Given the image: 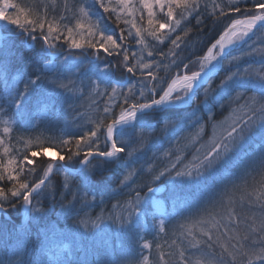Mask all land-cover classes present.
Segmentation results:
<instances>
[{
  "label": "snow or ice",
  "instance_id": "snow-or-ice-1",
  "mask_svg": "<svg viewBox=\"0 0 264 264\" xmlns=\"http://www.w3.org/2000/svg\"><path fill=\"white\" fill-rule=\"evenodd\" d=\"M94 2L107 19L119 29L120 34L118 36L105 34L97 19L94 23L92 22L93 17L86 7L85 0H79L78 13L74 7L71 10L73 12L71 17L68 16L67 0H64V13L60 15V21H67V23H64L62 27L60 22L55 20V17L49 19L47 7L33 10L15 3L13 0H0V21L16 26L28 34L30 39L36 41L38 45L42 42L41 46L46 45L49 49H58L53 41L62 40L68 48L66 56L88 50L100 58L101 53L105 54V57L122 56L123 69L131 74L132 78H137L136 83L127 89V93L120 89L123 106H121L118 117L112 115L109 107H105L103 114L97 115L95 127L88 128L78 135L73 134L70 130H62L60 137H49L47 144L29 147L21 152L14 148L13 141L19 143L20 140L12 134L21 130V122H30L32 126H35L43 122L38 120L37 113L42 112L45 116L55 115L56 97L46 93L30 96L33 87L37 85L38 81L47 80L54 89H63L64 91H70V89L63 83L64 79L57 78V69L51 64L44 65L39 75L32 74L35 78H29L25 62L31 59V54H11L7 44L0 41V78H2L0 80L4 84L2 93H0V119L8 118L3 120L5 126L3 135H0V148H3L4 155L8 157L6 163H0V214L6 216L10 209L17 211L26 209V222L16 228L17 243L21 245L30 239L29 230L32 222L46 213V210L39 206L44 203V197L54 200L63 212L70 206H75L72 201L78 198L86 200L87 195H90L80 183L76 186V191L72 193L71 201L64 203L65 197L62 193L59 194L60 200H57L51 191L49 177L54 172L57 174L56 170L59 164L75 161L85 165V171L91 172L94 164L111 160L122 153L131 156L133 151L137 150L133 145L136 143L139 133H135L134 143H129L115 139L116 129L120 125L134 121L138 113L154 111L160 106L184 100L192 92L195 83L204 74L214 70L226 47L243 40L258 24L264 22V0H252L250 6H247V0H234L235 6L219 7L218 13L213 12L217 19L231 13H239L241 17L232 19L223 33L214 42H211L210 47H207L206 54L202 58L194 52L192 56L186 58L187 62L185 60H171L170 62L176 66L178 71L171 82L163 87L162 79L152 70L153 63L131 65L128 63L129 52L123 44V41H126L128 37L123 34L124 29L120 28V24L130 25L129 36L132 34L131 29H135V40L140 45L145 43L144 33L147 32L148 36L153 37L160 44H164L167 39L174 48H180L182 37L178 34V29L181 28L182 20L195 16L196 25L201 31L203 30L204 21L201 17L200 0H139L141 6L140 24L135 18L133 0H94ZM213 7L215 9L218 6L214 5ZM156 9L163 13V20L156 18ZM143 13L147 14V29L142 24ZM128 17H132V19L130 20ZM72 20H75L74 25ZM85 21H88L87 28H85ZM85 32L86 38H84ZM173 34H176L174 38ZM184 35L187 36L186 31ZM170 54L177 55L172 49L169 50V53H160L165 59ZM247 54L251 55V53ZM132 55L135 56V53ZM153 55L152 51L148 52L149 57ZM237 60L238 58L234 56L230 60H224L223 64L225 62L233 64V61ZM196 63L199 64V71H190V65ZM120 66L119 63L116 66L111 64L102 71ZM45 68L50 70L44 71ZM146 71L147 76H145ZM234 79L251 80L264 89V64H260L256 68H253L251 64L237 68L228 73L226 79L221 80L214 87L211 79H209L208 86L203 90L204 100H207L214 92L225 87ZM101 85L96 80L89 78V87L97 94H100ZM108 89H111L112 98H115L117 87L107 86L104 88V92L107 93ZM226 100L229 102V106L232 104L238 106L233 109V117L230 122L220 126L219 132L214 134L211 141L195 150L190 164L186 165L180 157H176L170 166L153 176V182L159 181L162 177L173 181H200L238 149L254 130L264 127V94L236 89ZM220 108H225L224 103L220 104ZM213 115L209 113L207 119L212 121ZM110 116L111 123H105ZM196 119L199 120V117ZM172 126L175 127L176 122ZM164 127H169L168 121H165ZM213 127L215 128L216 125ZM102 128L105 130L101 131ZM101 143H103V147H101ZM52 151L57 153L58 160L52 161L51 157L48 156V153ZM44 156H48L50 162L37 159ZM45 163L46 167H43V176H41L40 171ZM255 169L264 170V156L256 164L250 167L245 166L242 173H248ZM29 176H32L33 179L30 180ZM68 177L71 176L65 175L66 180ZM229 182L224 183L223 186L226 187ZM67 187L68 184L66 183L65 188ZM145 188L146 191L133 189L134 196L126 205L117 202L112 206L113 211L109 213L107 220L98 218L92 221L91 229H89L88 224L78 222L74 215L71 216L74 231H60L63 240L71 239L73 241V248L70 252L67 245L62 243L55 250L50 247L48 237L50 233L57 230L54 226H49L39 232L37 239L45 256L43 264H124L129 252L125 236L121 230H125L128 238L134 244H138V254L141 257L140 264H150L149 256L153 245L147 242L140 232L135 231L133 233L130 226L135 224L137 227H141L145 224L146 217L143 204L150 193L153 194V198L149 211L151 221L157 229V236L165 233L167 225L162 217L167 215V212L161 201L155 199V193L158 189L150 184L145 185ZM216 196L217 190L211 196H205L203 202L214 201ZM219 203L222 208L228 207L222 201ZM173 207L179 215L183 208L189 207V205L183 200L174 199ZM260 209L259 230L254 228L251 234L246 233L242 237L238 236L242 224L240 215L235 211H227L226 215L221 216L219 221L213 223V228L216 230L215 236L210 230H201V235L207 237L203 241V246L207 250V255L214 258L215 264H237L238 257L246 258L247 264H264V203L260 205ZM106 229L107 236L101 235ZM109 233H111L110 236ZM105 237L108 239H104ZM98 239L102 242L97 243ZM222 239L229 242L235 240V242L225 245L220 243ZM85 240H91L94 247L84 250L82 245ZM250 240L251 243H249ZM193 241L195 242L191 244L190 249L182 248L179 250L178 264H189V257L200 251L201 241L196 240L195 236H193ZM218 246L221 249L219 254L217 253ZM79 251H83V258L77 255ZM145 252L148 255H145ZM160 261L161 264H167L163 255H161ZM11 264H23V256H17Z\"/></svg>",
  "mask_w": 264,
  "mask_h": 264
},
{
  "label": "trees",
  "instance_id": "trees-1",
  "mask_svg": "<svg viewBox=\"0 0 264 264\" xmlns=\"http://www.w3.org/2000/svg\"><path fill=\"white\" fill-rule=\"evenodd\" d=\"M15 3H19L21 6L36 10L38 8L47 7L49 11V19L55 17L56 21L60 22L61 27L67 21H60V15L64 13V0H13ZM86 7L90 10L92 22L97 19L100 22L102 31L107 35L118 36L120 34L116 25L109 21L102 10L95 4L94 0H85ZM68 3V16L71 17L74 7L78 13L79 0H67ZM252 0H247V6H250ZM135 5V18L137 23L140 24L141 11L139 0H133ZM214 5L218 7L214 9ZM235 6L234 0H200L201 17L203 18V30L201 31L196 25L195 16L188 17L187 20L181 21V28L178 29V34L182 37V43L180 48H174L169 42L165 40L164 44H160L154 40L153 37L145 35V43L140 45L135 40V29H131V36L128 35L130 25L120 24V28L124 29L123 34L128 37L126 41H123L124 47L129 52L128 63H153V71L156 72L158 77L162 79V86L166 87L171 79L177 74L178 69L171 60H185L193 55L195 52L198 56L202 57L206 54L207 47H210L211 42H214L220 34L223 33L226 26L231 23L232 19L240 18L241 14L231 13L229 15L220 16L217 19L213 12H219V7ZM244 6L243 4L241 5ZM14 11V10H10ZM156 18L163 20L164 15L156 9ZM143 27L147 29V14L143 13ZM179 18V17H178ZM132 19V17H128ZM72 24H75V20H72ZM88 27V21H85V28ZM4 32L9 35L3 40L9 48L11 54L23 55L25 53L31 54V59L26 60L25 66L29 73V78H35L34 75H39L44 64L48 62L49 55L44 49V45L40 42L34 47H29L23 41L26 34L22 30L18 29L14 25H10L7 22L4 26ZM182 29V30H181ZM190 29V31H189ZM187 32V36L184 32ZM28 35V34H27ZM176 34H173V38ZM79 38V37H78ZM86 38V32L84 35ZM29 40L30 36H29ZM56 43L58 49H50L51 52H60V56L56 58L57 63V78L64 79L63 83L68 86L70 91H64L63 89H54L48 84L47 80L38 81L37 85L33 87L31 95L40 93H46L47 95L55 96L57 99L55 115L45 116L42 112L37 113L38 120L43 121L35 126H32L30 122L22 121L20 124L21 130L13 132L12 134L20 140L19 143L13 141V146L19 149L21 152L27 150L29 147H35L37 145L47 144L48 138L51 136L60 137L63 131H71L73 134H79L88 128L95 127L97 115L103 114V109L109 107L112 115L118 117L123 106V98L110 99L111 89H108L107 94L104 92V88L107 86H115L118 90L127 89L129 84L136 83L137 78H132L131 74L127 73L122 67L123 58L121 57H105V54L101 53V58L88 51H78L71 56H66L68 52L67 45H64L61 41H53ZM172 49L177 55H169L167 59L163 58L160 53H169ZM152 51L154 55L148 56V52ZM135 53V56L132 55ZM79 57L82 61L78 64H71L70 58ZM97 58V60H96ZM195 58V57H193ZM98 59L102 60L104 65L98 64ZM120 64V67H116L111 70H98L99 68L107 69L109 65L116 66ZM254 65L253 63H250ZM194 64L190 65L193 66ZM249 65V64H248ZM10 66V65H9ZM44 71H46L44 69ZM222 74V73H221ZM130 76L128 83H123V80ZM147 76V71L145 72ZM68 78V79H67ZM89 78L101 83L100 94H97L93 89L89 87ZM2 79V78H0ZM150 79V78H149ZM222 80V79H221ZM216 78V83L221 81ZM83 81V83H81ZM22 87V85H21ZM4 88L3 81L0 80V93ZM244 90L249 93L263 94L261 87H256L253 84L244 86ZM122 100V101H121ZM226 100V99H224ZM95 101V102H94ZM109 101H113L115 107H110ZM214 110H218V105L214 102L210 103ZM236 108L227 107L223 108V111ZM170 110L157 109L149 114L143 115V118L151 119L153 126L147 128V125L138 122L133 129H127L124 133L125 136L122 140L129 143H134L133 137L138 132L139 135L136 138V143L133 145L136 151H133L131 156L124 153L117 159H111L103 163L93 165V170L87 172L82 170L77 175H71L67 173L62 166L57 168V174L54 172L51 177V191L55 195L57 200H60V193L65 197L64 203L72 200V193L76 191V186L80 183L85 187L86 191L90 194L85 199H77L72 201L75 206H70L63 212L59 208V205L49 197H44V203L39 206L46 210V213L39 216L32 222L30 227V239L25 241L22 245L17 243L18 236L16 228L18 224L24 222L26 209L19 211L10 209L7 213L12 221H6L2 218V226L0 229V264H11L17 256H23V264H43L45 256L41 248V244L37 239L38 233L49 226H54L57 230L50 233L48 237V243L52 250H55L61 243L67 245V249L70 252L73 248V241L71 239L63 240V232L74 231V226L71 223V216H75L76 220L81 223H86L91 229L92 221L100 218L101 220H107V217L111 211L112 206L119 202L122 205L130 200L134 196L133 189H142L146 191L145 185H151L152 187H165L169 190V181L167 178L162 177L159 181L153 182V176L158 174L160 170L170 166L175 161L176 157H180L184 164H190L192 158L188 154L190 143L193 140L194 131H196V125L186 128H182L176 133L164 138L166 134L164 132L165 121H171L175 118V115H169ZM188 109H184L182 113L185 115ZM207 110H201L200 114L202 118L207 119ZM150 117V118H149ZM8 119L3 117L0 119V135H3L4 123L3 120ZM93 120V121H88ZM89 125H88V124ZM105 123H111V116ZM143 129V130H141ZM209 127L206 126V132H209ZM105 129L102 128L101 131ZM151 131L154 133L153 137L147 139V142L143 144L145 137H141L142 132ZM192 134V135H191ZM130 137V138H129ZM67 138V137H65ZM121 140L120 138L117 139ZM58 142V141H54ZM203 143V142H201ZM101 143V147H103ZM264 127H259L254 130L247 139L236 149L224 162L217 165L212 171L207 173L200 181L189 180H177L174 186L175 192L172 198H167L168 210L167 215L162 218L166 221L165 233L157 236V229L151 221V215L149 204L144 202L143 208L145 210L146 222L141 227H135L133 224L131 231L140 232L147 242L153 245L151 254L149 256L150 264H161L160 257L164 256L167 264H178L179 262V250L190 249L191 244L194 243L193 236L196 240L201 241L200 251L189 257V264H215V260L207 255V250L203 246V241L207 237L201 235V230L211 231L216 235V230L213 228V223L219 221L221 216L226 215V212L231 209H221L222 207L212 204V201L203 202V197L206 193L212 189L217 190V196L222 195L219 193V188L229 189L231 182L235 183L239 180V187L236 186L232 201L234 202V209L231 211L249 213H261L260 205L264 203V170L255 169L248 173H243V181L240 183V171L245 166H252L258 162V160L264 156ZM195 152V151H194ZM195 154V153H194ZM8 157L4 155L3 148H0V163H6ZM38 160L50 162L44 157H38ZM67 167L77 169L80 165L75 161L65 164ZM43 167H46V163L42 166L40 175L43 176ZM65 175H69L67 180ZM132 177L126 181V176ZM30 180L32 176L28 177ZM230 181L227 186H223L224 183ZM68 187L65 188V184ZM213 191V192H214ZM213 192L209 195L211 196ZM151 194V193H150ZM149 194V195H150ZM208 196V195H207ZM216 196V197H217ZM147 199V198H146ZM180 199L185 201L189 207L183 208V211L177 215L176 210L173 207V200ZM200 203H208V207L200 208ZM197 206V207H196ZM82 230V229H81ZM114 231V230H113ZM223 231V229H221ZM125 236V240L128 248V256L124 260V264H140L141 257L138 254V244H134L127 236L125 230H121ZM107 229L101 235L107 236ZM111 233H109V236ZM104 239H108L105 237ZM99 239L97 243H101ZM235 240L229 242L226 239H222L220 243L228 245L234 243ZM84 250H88L94 247L91 240H85L82 245ZM195 251V250H193ZM221 251L220 247H217V253ZM78 256L83 258V251L77 253ZM145 255H148L145 252ZM91 259V257H89ZM230 260V258H227ZM237 264H247L246 258L238 257Z\"/></svg>",
  "mask_w": 264,
  "mask_h": 264
},
{
  "label": "rangeland",
  "instance_id": "rangeland-1",
  "mask_svg": "<svg viewBox=\"0 0 264 264\" xmlns=\"http://www.w3.org/2000/svg\"><path fill=\"white\" fill-rule=\"evenodd\" d=\"M234 18H236V16ZM5 23H6L5 21H0V41H3L4 38L7 35H9V34L6 35V33L4 32L3 28L5 26ZM23 35H24L23 41L27 45H30L31 47H34L36 45V41L29 40V35L20 33V36H23ZM44 49L47 52V55H49V60L44 65L51 64L52 66H55L57 68L56 58H58L61 53L60 52H51L50 49L46 45H44ZM247 53H251V55H248ZM224 56L225 57L223 58V60L221 62V65H220L219 70L217 71V74L211 78L213 87L216 84H218L215 82L216 78H218L219 80L226 79V75L232 71H235L237 68H242L244 66H247L250 63L254 64V65H252L253 68L258 67L260 64H264V26L255 30L253 33H251L250 35L245 37L243 40L235 42L232 45H230L228 47L226 53L224 54ZM234 56L237 57L238 60L233 61V64H228L227 62H225L223 64L224 60H230ZM96 60H97V58H96ZM69 61L71 62V64H78L82 61V58L74 57V58H70ZM99 63H100V65H104V63H102V60L98 59V64ZM213 63H215V62H213ZM102 69H104V68H99L98 70H102ZM45 70L49 71L50 69L45 68ZM190 71H199V64L196 63L193 66H191ZM129 81H130V76H127V78L125 80H123V83H128ZM132 84H135V83L129 84L128 88ZM248 84H253L256 87H260L258 84H256L254 81H251V80L234 79L233 81L229 82V84L226 85L225 87L214 92L211 96L208 97L207 100H204L203 90L205 87L208 86V83H207L206 85H204L202 88H200L197 91L195 97H193V99L191 101H190V94H191L190 93L188 97L184 98V100L176 101L175 103H171L170 106L168 107L170 110L168 114L169 115H175V118L171 121H168L169 127H167V128L163 127L164 132L166 133L164 135V138L168 137L169 135H171L173 133H176L177 131H179L182 128H186V130L188 131L189 127H193L196 123H198V124H196V128H195L196 131H194V134H193V140L190 143L191 147H189V149H188V154L192 155V156H190V158L193 159V155L195 153L194 151L197 148L201 147L202 145H206L209 141H211L214 137V134L219 132L220 126L226 125L228 122H230L231 118L233 117V109L234 108L226 110L224 112L223 108H220V104L224 103V105L227 107H238L235 104H232L231 106H229V102L227 100H224V99H227L228 96L231 95L233 93V91L236 89L244 90V86L248 85ZM127 89L124 90L125 93H127ZM105 94H107V93H105ZM263 94H264V89H263ZM112 97H113V93H111V95H110L111 100L117 99L119 97H121V99L123 98L120 95V90H118V89H117V93L115 94V98H112ZM201 101H203V102L201 103ZM211 102H214L218 105V110H214V108L211 107V105H210ZM113 103H114L113 101H109V104H110L109 106L111 108L115 107V104H113ZM184 109H188V111H189V112L187 111L188 113L186 115L184 113H182V111ZM201 110H207V117L209 116V113L214 114L212 121H209L208 119H205V118L203 119L202 116L199 115ZM142 117H141V115L138 116L135 119V121H133L131 123L130 127H126L124 129L122 128V129H119L118 131H116L115 132V139L120 138L122 140V137L125 136L124 132L127 129H133L136 126V124H138V122H141L142 124L147 125V128H151L154 125L152 120H151L152 117H151V119H148V118L142 119ZM197 117H199V120L196 119ZM88 121H93V120H88ZM175 122H176V126L173 127L172 125ZM201 125L203 126L202 128H201ZM213 125H216V127L214 128ZM206 126H208L210 128L209 132H206ZM153 135H154V133L151 131L142 132L141 137H145V140H143V144H145L147 142V139L153 137ZM201 142H203V143H201ZM52 152L56 153L55 151H52ZM262 152L264 154V150ZM50 153L51 152L48 153V156H50L51 160L54 161V158H52ZM48 156H45V157L48 159ZM119 157L120 156L115 157L113 159H117ZM192 159H191V161H189L190 163L192 162ZM59 166H61V164H59L57 166V168ZM131 177H132L131 175H129V176L127 175L126 181L129 180ZM239 177L241 179L240 183H242V181H243L242 169L240 171ZM237 181L238 182H236V184L231 182L232 184L229 185V189H224L222 187L219 188L218 191L222 195L217 196L216 199L214 201H212L213 206L214 205L220 206L219 201H222L224 203V205H228V207L226 209H231V210H232V208L234 209V202L232 201V199L234 196V191L236 189V186L239 187V180L237 179ZM176 182H177V180H174V181L170 180L169 181V190L167 191L166 195H164L162 197H158L155 195V199H159L161 201V204L166 207V211H167L168 202H169V200H166V198H172V195L175 192L174 186L176 185ZM213 191H214V189L208 191L206 194L209 196ZM207 195H205V196H207ZM205 196L200 197V199L205 198ZM152 198H153V195H149L147 197V199L145 200V202L147 204H149L150 207H151ZM230 201H231V203H229ZM199 207L202 209L203 208L207 209L208 203H200ZM221 209L223 210L225 208H221ZM231 210H229V211H231ZM236 213H238L240 215L241 224H242V227L238 232V236L242 237L246 233L251 234L252 229H254V228L257 229V231L259 230L261 213H249L246 211L236 212ZM25 217H24V219H25ZM1 226H2V224H1ZM135 227L137 228L136 225H135ZM249 243H251V240L249 241Z\"/></svg>",
  "mask_w": 264,
  "mask_h": 264
},
{
  "label": "bare ground",
  "instance_id": "bare-ground-1",
  "mask_svg": "<svg viewBox=\"0 0 264 264\" xmlns=\"http://www.w3.org/2000/svg\"><path fill=\"white\" fill-rule=\"evenodd\" d=\"M261 23H263V22H261ZM258 25H259V24H258ZM258 25L256 26L255 29L252 30V32L249 33V35H250L251 33H253V32L257 29ZM228 47H229V46H228ZM228 47L225 48L223 54L226 53ZM217 66H218V62L216 63V66H215L214 70L216 69ZM214 70L211 71L210 73L214 72ZM210 73H206V74H204V76H203L198 82L195 83L194 88H193V90H192V92H191V94H190V98H191L192 94H193V93H194V92H195V91H196V90L202 85V83H204V82L206 81V79H207V77L210 75ZM170 104H171V103L166 104V105H163V106H164V107H169ZM132 122H133V121H132ZM132 122H131V123H132ZM131 123L120 125V126L116 129V131H118L119 129H121V128H123V127L129 126ZM50 155L52 156V158H54V161L58 160V155H57V153L51 152Z\"/></svg>",
  "mask_w": 264,
  "mask_h": 264
},
{
  "label": "water",
  "instance_id": "water-1",
  "mask_svg": "<svg viewBox=\"0 0 264 264\" xmlns=\"http://www.w3.org/2000/svg\"><path fill=\"white\" fill-rule=\"evenodd\" d=\"M261 26H264V22H263V23H260L258 27H261ZM223 58H224V57H223V55H222V56L220 57V60L218 61V66L216 67V69L214 70V72L210 73V75H209L208 78H211L212 76H214V75L216 74V71H218V69H219V67H220V64H221ZM143 113H145V112L138 113L137 116H138V115H141V114H143ZM84 166H85V165L80 164V166H79L77 172L80 171ZM63 167H64V169H65L68 173H72V174L74 173L72 170H70L69 168H67L66 166H64V164H63ZM162 193H163V190H162V189H160V190L157 191V194H158V195H161Z\"/></svg>",
  "mask_w": 264,
  "mask_h": 264
}]
</instances>
